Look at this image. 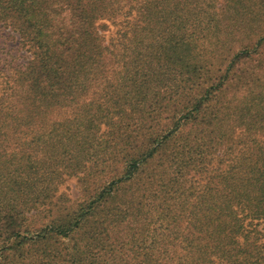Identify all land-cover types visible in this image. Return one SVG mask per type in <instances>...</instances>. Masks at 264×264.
I'll list each match as a JSON object with an SVG mask.
<instances>
[{
	"label": "trees",
	"instance_id": "trees-1",
	"mask_svg": "<svg viewBox=\"0 0 264 264\" xmlns=\"http://www.w3.org/2000/svg\"><path fill=\"white\" fill-rule=\"evenodd\" d=\"M0 29V264H264V0H0Z\"/></svg>",
	"mask_w": 264,
	"mask_h": 264
},
{
	"label": "rangeland",
	"instance_id": "rangeland-1",
	"mask_svg": "<svg viewBox=\"0 0 264 264\" xmlns=\"http://www.w3.org/2000/svg\"><path fill=\"white\" fill-rule=\"evenodd\" d=\"M19 38L7 30L0 29V54L5 58H14L23 63L28 53L19 45ZM59 192L65 194L69 199L75 200L79 197V187L75 178L66 179L59 187Z\"/></svg>",
	"mask_w": 264,
	"mask_h": 264
}]
</instances>
